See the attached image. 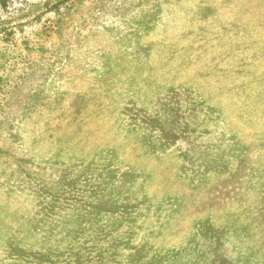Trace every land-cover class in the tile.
<instances>
[{
  "label": "rangeland",
  "instance_id": "rangeland-1",
  "mask_svg": "<svg viewBox=\"0 0 264 264\" xmlns=\"http://www.w3.org/2000/svg\"><path fill=\"white\" fill-rule=\"evenodd\" d=\"M0 264H264V0H0Z\"/></svg>",
  "mask_w": 264,
  "mask_h": 264
}]
</instances>
